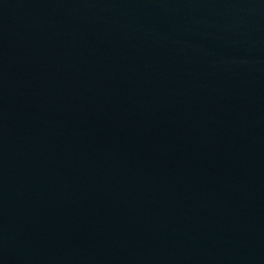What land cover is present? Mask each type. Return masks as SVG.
Returning a JSON list of instances; mask_svg holds the SVG:
<instances>
[{
	"label": "water",
	"instance_id": "95a60500",
	"mask_svg": "<svg viewBox=\"0 0 264 264\" xmlns=\"http://www.w3.org/2000/svg\"><path fill=\"white\" fill-rule=\"evenodd\" d=\"M0 264H264V0H0Z\"/></svg>",
	"mask_w": 264,
	"mask_h": 264
}]
</instances>
